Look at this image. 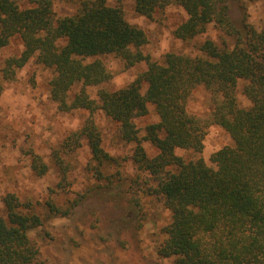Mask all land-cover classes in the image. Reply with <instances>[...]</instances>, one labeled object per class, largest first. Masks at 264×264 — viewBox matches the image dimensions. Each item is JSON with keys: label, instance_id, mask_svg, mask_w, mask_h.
<instances>
[{"label": "trees", "instance_id": "1", "mask_svg": "<svg viewBox=\"0 0 264 264\" xmlns=\"http://www.w3.org/2000/svg\"><path fill=\"white\" fill-rule=\"evenodd\" d=\"M66 1L0 0V51L14 38L22 44L18 56L5 60L0 81L14 80L31 61L50 70L48 94L57 111L87 113L63 150L85 142L99 175L111 159L95 116L100 113L115 124L119 140L134 146V164L171 216L158 257L172 258L173 264H264V27L256 30L244 16L232 20L229 10L236 0H134L135 13L146 19L171 5L181 8L185 18L173 31L179 41L201 37L209 27L232 41L220 47L205 38L196 46L197 56L171 52L156 62L142 52L146 35L125 20L121 0L116 6L84 0L75 14L57 15L55 5ZM102 56L118 58L124 69L140 65L143 70L125 87L106 90L113 74ZM198 87L211 106L204 118L187 110ZM89 88L96 89L94 96ZM149 106L158 121L139 136L135 120L146 116ZM213 125L228 134L232 146L212 153L209 164L200 156L185 162L176 155L177 149L201 154L206 129ZM143 142L156 155L148 157ZM53 161L64 180L67 166L58 153ZM31 167L37 176L48 172L36 155ZM77 199L65 210L49 203L48 216L68 215ZM2 204L0 264H40L30 231L44 220L12 193Z\"/></svg>", "mask_w": 264, "mask_h": 264}, {"label": "rangeland", "instance_id": "2", "mask_svg": "<svg viewBox=\"0 0 264 264\" xmlns=\"http://www.w3.org/2000/svg\"><path fill=\"white\" fill-rule=\"evenodd\" d=\"M82 1L58 3L54 10L59 16H70ZM108 4L117 5L115 0H108ZM119 5L125 20L145 33L147 43L142 52L156 62L171 52L197 56L196 46L205 38L220 47L232 44L230 38L213 27L192 41L175 39L173 31L185 18L182 9L175 5L156 11L152 19L135 13L134 0H121ZM229 14L237 22L246 17L260 30L264 27V0H236ZM21 51L20 40H11L0 51V69L7 58L18 56ZM100 59L113 74L103 86L106 90L125 87L143 70L140 65L124 69L123 63L113 56ZM51 77L50 70L31 61L16 72L14 80L0 81V217L4 216L2 198L12 193L44 220L41 227L30 231L40 264H173L172 258H160L156 253L171 216L163 199L154 193L153 183L146 182V176L134 164V146L120 141L115 124L97 113L95 124L102 148L111 159L99 169L100 175L94 170L85 142L73 151L63 150V142L80 128L87 113L58 112L49 99ZM86 91L90 96L96 93L93 88ZM238 101L246 105L240 95ZM187 110L200 118L209 114V97L202 87L193 91ZM157 121L154 108L149 106L148 114L135 120L139 136L144 135L146 125ZM232 145L228 134L213 125L206 129L201 154L181 149L175 153L185 162L200 156L209 164L212 153ZM142 147L148 157L157 153L147 142ZM54 153L67 166L64 180L54 164ZM32 155L39 156L48 166L47 174L34 173ZM81 196L85 197L79 200ZM76 199L79 201L68 215L48 216L49 203L65 210Z\"/></svg>", "mask_w": 264, "mask_h": 264}]
</instances>
